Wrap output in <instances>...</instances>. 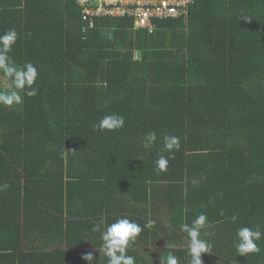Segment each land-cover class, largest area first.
Segmentation results:
<instances>
[{"label": "trees", "instance_id": "trees-1", "mask_svg": "<svg viewBox=\"0 0 264 264\" xmlns=\"http://www.w3.org/2000/svg\"><path fill=\"white\" fill-rule=\"evenodd\" d=\"M153 23L0 0V35L18 33L9 56L38 71L37 95L0 104V264H107L102 233L125 217L143 229L136 264H188L181 225L200 213L203 264H264V237L247 257L234 247L238 228L264 232V0H195ZM13 87L0 72V92ZM109 114L124 126L98 131ZM164 136L180 148L157 173Z\"/></svg>", "mask_w": 264, "mask_h": 264}, {"label": "clouds", "instance_id": "clouds-1", "mask_svg": "<svg viewBox=\"0 0 264 264\" xmlns=\"http://www.w3.org/2000/svg\"><path fill=\"white\" fill-rule=\"evenodd\" d=\"M245 21L249 18L245 17ZM18 33L15 28L8 29L3 35H0V72L8 77L13 88L7 92H0V104L11 107L14 104H21L23 97L20 95V91L28 97L37 95V89L32 87L36 82L38 71L37 68L31 62H25L22 66L16 65L12 58L9 56V52L12 46L16 43ZM111 39V34L108 35ZM19 90V91H18ZM124 117L109 114L103 116L94 127L100 131H116L124 126ZM157 141L156 132H149L145 138L143 144L144 148H151ZM180 148L179 137L177 136H164L163 138V151L169 153V157L160 155L155 161L157 173L167 171L169 159L174 151H178ZM7 188L8 185L0 186ZM223 215V211L220 213ZM238 217L233 215L231 220L233 223L237 221ZM153 221L148 220L146 227H152ZM208 218L205 213H200L192 221L191 225L182 224L181 230L187 234V252L188 264H203L201 256L203 253L211 251L212 245L207 241L200 238L201 230L207 227ZM99 225L93 228V231H97ZM142 227L128 218H118L111 224L105 226L102 233V245L99 248V253L102 252L107 258V264H136V258L127 254L128 246L130 242L135 241L138 235L142 232ZM264 237V232L259 230L257 226L255 229L249 227H240L236 231V239L234 247L239 255L247 257L249 253H258L260 248L256 241H259ZM171 247V245H168ZM83 259L89 261V264L93 261V254L86 253ZM161 264H178L177 257L169 252L167 257H160Z\"/></svg>", "mask_w": 264, "mask_h": 264}, {"label": "built area", "instance_id": "built-area-1", "mask_svg": "<svg viewBox=\"0 0 264 264\" xmlns=\"http://www.w3.org/2000/svg\"><path fill=\"white\" fill-rule=\"evenodd\" d=\"M83 18L93 24L96 17L131 18L136 27L154 31L153 19L187 16L195 0H76Z\"/></svg>", "mask_w": 264, "mask_h": 264}]
</instances>
